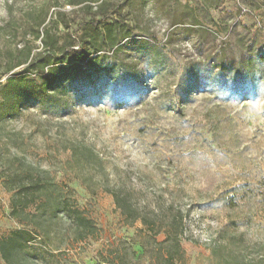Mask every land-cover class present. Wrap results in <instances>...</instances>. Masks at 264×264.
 Masks as SVG:
<instances>
[{"label": "rangeland", "instance_id": "374dc122", "mask_svg": "<svg viewBox=\"0 0 264 264\" xmlns=\"http://www.w3.org/2000/svg\"><path fill=\"white\" fill-rule=\"evenodd\" d=\"M47 1L0 0V242L17 233L25 264H264V0H109L105 20L132 31L109 73L44 106L6 88L23 67L3 72ZM30 168L89 238L39 199L13 213Z\"/></svg>", "mask_w": 264, "mask_h": 264}, {"label": "trees", "instance_id": "16d2710c", "mask_svg": "<svg viewBox=\"0 0 264 264\" xmlns=\"http://www.w3.org/2000/svg\"><path fill=\"white\" fill-rule=\"evenodd\" d=\"M99 2L55 0L52 4L47 1L40 8L25 14L26 23L21 37L30 40L22 48L15 45L4 61V74L23 67L21 72L8 79L6 88L12 95H31L38 103L49 106L65 84L79 78L92 82L96 75L109 73V52L116 53L120 50L119 45L130 37L132 31L129 26L116 25L105 20L112 4L109 0ZM64 5L78 9L67 14L62 11ZM52 7L59 10L51 14ZM117 32L125 34L114 36ZM18 34L17 31L11 37L16 41ZM37 41L40 42L39 48L35 46ZM12 189H18V193L24 197L14 202L13 213L25 211L39 199L41 207L52 212V222L58 215H64L73 227L78 228L81 241L92 235L91 221L84 218L79 211L69 209L65 194L59 190L49 173L34 172L30 168ZM113 197L118 208L127 212L133 221L138 220L136 213L127 205V199L121 198L117 193H113ZM15 235L17 233L0 242L1 256L7 264H25L28 260L20 256L23 244L15 239Z\"/></svg>", "mask_w": 264, "mask_h": 264}]
</instances>
